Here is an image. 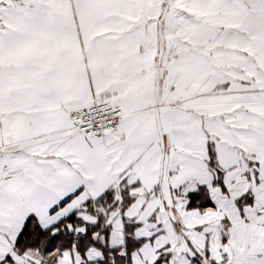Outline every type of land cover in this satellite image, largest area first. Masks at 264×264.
Wrapping results in <instances>:
<instances>
[{"label": "snow or ice", "instance_id": "1", "mask_svg": "<svg viewBox=\"0 0 264 264\" xmlns=\"http://www.w3.org/2000/svg\"><path fill=\"white\" fill-rule=\"evenodd\" d=\"M0 264H264V0H0Z\"/></svg>", "mask_w": 264, "mask_h": 264}]
</instances>
